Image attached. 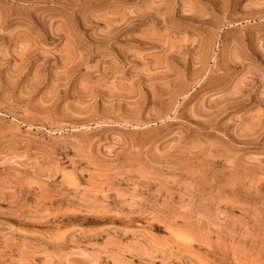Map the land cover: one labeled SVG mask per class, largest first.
<instances>
[{
  "label": "rangeland",
  "instance_id": "1",
  "mask_svg": "<svg viewBox=\"0 0 264 264\" xmlns=\"http://www.w3.org/2000/svg\"><path fill=\"white\" fill-rule=\"evenodd\" d=\"M0 264H264V0H0Z\"/></svg>",
  "mask_w": 264,
  "mask_h": 264
}]
</instances>
